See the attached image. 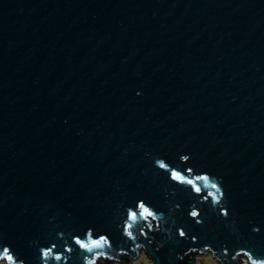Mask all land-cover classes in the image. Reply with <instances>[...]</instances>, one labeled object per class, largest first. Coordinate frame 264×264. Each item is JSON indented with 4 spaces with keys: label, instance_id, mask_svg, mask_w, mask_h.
<instances>
[{
    "label": "water",
    "instance_id": "1",
    "mask_svg": "<svg viewBox=\"0 0 264 264\" xmlns=\"http://www.w3.org/2000/svg\"><path fill=\"white\" fill-rule=\"evenodd\" d=\"M156 157L222 177L229 220L204 204L196 224ZM139 199L181 205L161 264L234 250L232 220L264 255V0H0V235L38 264L58 233L119 243Z\"/></svg>",
    "mask_w": 264,
    "mask_h": 264
},
{
    "label": "clouds",
    "instance_id": "2",
    "mask_svg": "<svg viewBox=\"0 0 264 264\" xmlns=\"http://www.w3.org/2000/svg\"><path fill=\"white\" fill-rule=\"evenodd\" d=\"M180 160L182 163H188L191 157L182 154ZM154 166L168 173L173 184L189 190L192 196L197 198L190 205L188 212L196 224H204V204L210 205L211 210L225 221L229 220L231 212L226 203L227 193L223 188L222 177L213 176L208 172L198 173L192 167L182 170L180 167H173L161 157L154 158ZM168 208L167 213L158 211L144 199L137 200L134 205L124 206L117 217V229L122 235L119 243H114L108 234L97 232L94 228H88L82 234L58 233L57 238L63 241V250L61 245L55 242L49 246H39L38 264H161L158 257L149 254V245H154L156 251H159L167 243L178 244L179 240L189 239L188 231L184 226L178 227L175 218V212L181 205L169 202ZM226 227L231 229L237 239L239 246L234 250L225 246L223 251H220L207 244L202 248L191 247L182 255L178 254L177 259L183 262L187 257L188 264H264V255H258L253 245L244 240L237 227V221L232 220ZM253 231L259 233L260 229L254 227ZM157 234L163 239L158 240ZM143 240H147L148 244L143 243ZM197 240V237H192L193 242ZM30 244L38 245L39 241H32ZM191 253L199 254L192 257ZM0 264H28L14 251L13 246L6 242L3 235H0Z\"/></svg>",
    "mask_w": 264,
    "mask_h": 264
},
{
    "label": "rangeland",
    "instance_id": "3",
    "mask_svg": "<svg viewBox=\"0 0 264 264\" xmlns=\"http://www.w3.org/2000/svg\"><path fill=\"white\" fill-rule=\"evenodd\" d=\"M199 253H191L190 255L195 257L196 255H198Z\"/></svg>",
    "mask_w": 264,
    "mask_h": 264
},
{
    "label": "trees",
    "instance_id": "4",
    "mask_svg": "<svg viewBox=\"0 0 264 264\" xmlns=\"http://www.w3.org/2000/svg\"><path fill=\"white\" fill-rule=\"evenodd\" d=\"M182 263H185V261L181 262V264H182Z\"/></svg>",
    "mask_w": 264,
    "mask_h": 264
}]
</instances>
